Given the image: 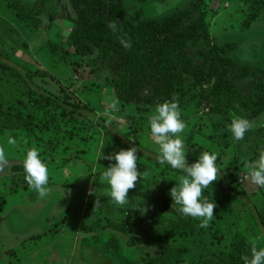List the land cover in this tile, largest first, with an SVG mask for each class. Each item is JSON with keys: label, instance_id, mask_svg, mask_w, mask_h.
<instances>
[{"label": "rangeland", "instance_id": "374dc122", "mask_svg": "<svg viewBox=\"0 0 264 264\" xmlns=\"http://www.w3.org/2000/svg\"><path fill=\"white\" fill-rule=\"evenodd\" d=\"M186 1L121 2L133 18H140L174 5L181 6ZM205 10L203 23L209 35L218 43L233 40L240 48L248 45L250 57L256 46V64L264 69V9L246 27H243V20L249 17L250 10L242 0H205ZM74 16L69 0H51L49 11L42 14L39 24L32 28L18 23L0 0L1 28L13 27L10 33L4 34L3 47L8 50L14 40L23 41L24 44L12 50L15 66L19 69L30 66L50 73L51 77H33L38 91L73 95L96 115L114 119L116 122L110 126L122 136H135L159 151L147 128L148 122L133 134L119 116L118 113L130 110L122 109L115 98L112 76L98 51L95 49L87 55L74 52L68 39ZM234 53L236 50L229 54ZM191 79V76H185L183 87L187 93L194 94V100L199 104L197 108L192 106L181 112L186 123L180 133L187 147L186 157L197 160L202 151L216 153L219 172L227 183L243 190L244 194L228 197L214 188L204 189V195L215 202L220 216L214 214L208 227L201 228L199 218L179 213V205L172 203L176 212L165 210L155 181L149 183L153 189L147 192L146 179L142 177L128 193L133 192L137 202L146 201L142 216L149 225L144 236H132L134 241L129 244L130 234L109 226V222L125 216V206L114 202L107 182L100 179V173L107 167L97 160L101 130L85 118L68 119L58 110L34 111L29 129L0 132V146L5 148L8 160V164L0 168V264H147V259L162 256L173 259V264H225L233 234L236 231L250 234L243 201L254 207L264 198V187L247 178L246 167L248 162L258 158L264 142L251 146L253 135L248 140H235L228 125L234 115L243 116L231 109L214 111L213 104L203 97L200 89L194 90ZM250 82L251 79L246 78L238 85L246 90ZM32 95L36 94H20L0 74V108L9 106L24 113L30 111L32 101L29 97ZM114 103L116 108L112 107ZM154 110H149L146 115L150 117ZM249 121L253 128L262 125L264 111ZM10 138L15 144L8 143ZM33 147L39 150L40 158L49 168V194L45 197H40L30 187L14 190L10 182L13 170L23 167L24 156ZM166 175L174 179L176 187L179 186L180 176ZM96 181L103 186L99 187ZM162 187L166 191L168 182ZM91 191L109 195V198L91 207L87 204ZM43 230L47 231L46 235L34 236ZM160 262L166 264L162 258Z\"/></svg>", "mask_w": 264, "mask_h": 264}, {"label": "trees", "instance_id": "16d2710c", "mask_svg": "<svg viewBox=\"0 0 264 264\" xmlns=\"http://www.w3.org/2000/svg\"><path fill=\"white\" fill-rule=\"evenodd\" d=\"M2 1L18 23L32 28L39 24L40 16L49 11L51 4V0ZM121 1L69 0L75 16L72 18L68 39L74 52L79 55L91 54L95 49L98 51L102 63L112 76L115 98L122 109L130 110L118 114L133 134L140 131L147 122V128L150 129L149 117L146 114L149 110H154L157 103L175 98L181 112L192 106L197 108L199 101L194 100V94L187 93L183 87L185 76L192 77L191 85L194 90L200 89L203 97L213 104L216 112L231 109L249 120L264 111V69L256 64L257 47H254L256 52L254 51V55L250 57L248 45L240 48L233 40L218 43L210 36L203 23L206 12L205 0H187L181 6L174 5L159 13L144 14L140 18H133ZM242 1L250 10L249 17L243 20V27H246L264 9V0ZM113 19L119 20L116 32L107 26ZM12 30L13 27L10 25L1 28L0 24L1 77L8 81L9 85L15 86L20 94L33 92L36 95L29 97L32 107L25 113L9 106L0 108V132L4 129H29L32 125L33 112L38 110H58L67 115L68 119L85 118L101 130L98 162L108 167L114 164L115 160L110 161L104 157L135 146L137 167L142 174L140 180L142 177L146 179V191H152L153 186L149 183L155 181L164 209L176 212L175 206L171 205L172 198L169 192L177 183L166 174L182 176L184 173L173 169L167 163L158 162L159 151L142 143L135 136H122L114 126H110L116 122L114 119L96 115L88 105L75 96L67 95L65 92L59 95L50 91H38L33 77L51 75L44 69H33L30 66L19 69L15 66L16 57L12 50L24 42L14 40L8 50L4 48V34ZM125 33L132 41L130 50H126L118 39ZM233 50H236V53L229 54ZM246 78H250L251 82L246 90H242L238 82ZM251 135L254 136L251 146L256 147L264 142V123L246 132L243 139L248 140ZM186 159L189 165L196 162L194 158ZM102 173L103 171L100 175ZM144 173L146 175H143ZM10 182L14 190L30 187L25 180L22 166L13 170ZM96 182L99 187L103 186L100 181ZM164 182H168L166 191L162 187ZM208 188H214L226 196L244 194L243 190H238L227 183L220 172L218 180ZM107 196L109 195L91 191L87 204L95 207L103 199L109 198ZM133 204H137L136 207L132 208ZM145 204V200L137 202L135 194L130 192L128 203L124 205L125 216L118 221L109 222L112 229L130 234L127 239L129 244L134 241L131 240L132 236H144L147 233L149 224L142 216ZM243 205L250 234L246 235L239 231L233 234L225 264H244L241 257L250 256L252 242H256L258 248L264 247V198L254 207L249 206L246 201H243ZM137 213L139 215H136ZM214 214L220 216L217 206ZM17 231L20 232V229ZM46 234L47 231L43 230L34 236ZM160 258L166 264L174 263L173 259L163 256L149 258L146 262L161 264Z\"/></svg>", "mask_w": 264, "mask_h": 264}, {"label": "clouds", "instance_id": "9594fccd", "mask_svg": "<svg viewBox=\"0 0 264 264\" xmlns=\"http://www.w3.org/2000/svg\"><path fill=\"white\" fill-rule=\"evenodd\" d=\"M118 22L119 20L113 19L107 26L116 32ZM118 39L126 50L131 49L132 41L127 38V33ZM112 107L116 108V103ZM149 124L152 140L159 146L158 162L167 163L173 169L181 170L184 173L179 177V186L170 189L169 195L172 198V203L179 205L177 210L180 214L199 218V227H208L209 222L214 218V210L217 205L204 195V189L218 180L217 154L202 151L196 162L188 164L187 147L180 136V133L186 128V123L181 118V110L175 98L171 101L157 103L154 114L149 117ZM253 127L251 121L235 115L228 125L233 138L237 141L242 140L245 133ZM8 143L15 144V140L10 138ZM104 158L110 161L115 160V163L105 168L100 179L107 182L109 195L114 202L126 205L129 190L136 187L142 175L137 167V148L133 146L126 150L121 149ZM7 164L5 148L0 146V168ZM246 167L248 169L247 178H250L255 185L264 187V148H261L258 158L248 162ZM23 168L28 185L40 197L47 196L49 194L47 187L49 168L40 158L37 148L33 147L27 150L23 159ZM241 259L244 264H264V247L258 248L256 242H252L250 256L243 255Z\"/></svg>", "mask_w": 264, "mask_h": 264}]
</instances>
